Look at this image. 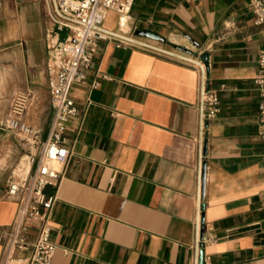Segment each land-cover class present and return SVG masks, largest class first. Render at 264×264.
Here are the masks:
<instances>
[{
	"label": "crops",
	"instance_id": "obj_1",
	"mask_svg": "<svg viewBox=\"0 0 264 264\" xmlns=\"http://www.w3.org/2000/svg\"><path fill=\"white\" fill-rule=\"evenodd\" d=\"M250 2L134 0L130 14L108 12L109 29L152 30L165 46L201 56L221 111L201 134L196 70L100 42L86 82L72 88L80 114L69 123L64 178L46 189L57 197L51 264H199V193L204 231L214 236L201 245L204 264H264V142L254 81L264 30L254 25ZM66 35L47 21L44 0H0V122L7 101L30 91L26 120L42 142L54 117L47 64ZM12 136L0 129V228L19 215V203L4 196L7 180L29 167L28 148Z\"/></svg>",
	"mask_w": 264,
	"mask_h": 264
},
{
	"label": "built area",
	"instance_id": "obj_2",
	"mask_svg": "<svg viewBox=\"0 0 264 264\" xmlns=\"http://www.w3.org/2000/svg\"><path fill=\"white\" fill-rule=\"evenodd\" d=\"M44 1L47 21L55 31L67 34L59 46L56 58L47 64L48 91L54 117L48 138L42 142L40 132L26 120L32 93L24 91L13 97L8 116L0 122V129L17 136L22 141V146L30 152L27 160L30 167L28 174L23 177L13 173L7 180L4 196L19 203V215L14 225L0 228V245L4 248L0 264L52 263L57 245L52 241L50 215L57 197L47 194L46 189L49 186H59L64 178L63 166L71 155V147L67 142L69 123L80 114V109L72 97V88L86 82L100 42H113L117 48L141 50L196 70L199 75L197 92L201 134L207 122L215 119L221 111L219 92L209 87L208 68L201 56L167 47L157 40L105 26L108 12L130 14L134 0ZM250 7L254 25L264 30V0H251ZM254 81L261 95L258 105V135L264 142V48L259 52L258 71ZM93 86L98 87L99 83L94 82ZM199 171L201 185L202 154ZM262 200L264 202V193ZM202 213L199 193L195 222L197 260L201 245L214 240L207 226L204 231ZM30 230L36 231L33 241L29 239ZM15 251L27 252V255L15 256Z\"/></svg>",
	"mask_w": 264,
	"mask_h": 264
},
{
	"label": "water",
	"instance_id": "obj_3",
	"mask_svg": "<svg viewBox=\"0 0 264 264\" xmlns=\"http://www.w3.org/2000/svg\"><path fill=\"white\" fill-rule=\"evenodd\" d=\"M138 34L140 36H143V37H147V38H150V39H153V40H157V41H164V38L162 36H160L158 33L152 31V30H140L138 32ZM203 180H204V177H205V173L203 171ZM203 249L200 250V257H199V264H204V254H203Z\"/></svg>",
	"mask_w": 264,
	"mask_h": 264
},
{
	"label": "rangeland",
	"instance_id": "obj_4",
	"mask_svg": "<svg viewBox=\"0 0 264 264\" xmlns=\"http://www.w3.org/2000/svg\"><path fill=\"white\" fill-rule=\"evenodd\" d=\"M11 99H10V101H7V106H5L4 107V109H3V114L4 115H6L7 113L9 114V109H10V105H11ZM11 141L12 142H14V143H22V141L17 137V136H15V135H13L12 137H11ZM22 145V144H21ZM5 159H4V161H3V164H5V167L6 166H8V160L6 159V155L5 156H3ZM19 162H21L20 160H19ZM15 168H16V166H15ZM22 168V165H20V167L19 168H17V170L19 171L20 169ZM7 172H9V170H6Z\"/></svg>",
	"mask_w": 264,
	"mask_h": 264
},
{
	"label": "bare ground",
	"instance_id": "obj_5",
	"mask_svg": "<svg viewBox=\"0 0 264 264\" xmlns=\"http://www.w3.org/2000/svg\"><path fill=\"white\" fill-rule=\"evenodd\" d=\"M24 168H21L19 171V174L22 175V174H26L28 172V169L29 167L26 165L25 167V163L23 164Z\"/></svg>",
	"mask_w": 264,
	"mask_h": 264
}]
</instances>
